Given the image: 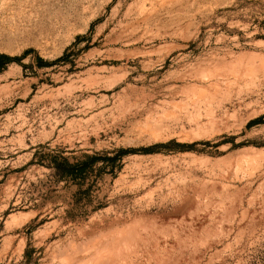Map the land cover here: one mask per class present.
<instances>
[{
  "label": "rangeland",
  "instance_id": "obj_1",
  "mask_svg": "<svg viewBox=\"0 0 264 264\" xmlns=\"http://www.w3.org/2000/svg\"><path fill=\"white\" fill-rule=\"evenodd\" d=\"M0 264H264V0H0Z\"/></svg>",
  "mask_w": 264,
  "mask_h": 264
},
{
  "label": "trees",
  "instance_id": "obj_2",
  "mask_svg": "<svg viewBox=\"0 0 264 264\" xmlns=\"http://www.w3.org/2000/svg\"><path fill=\"white\" fill-rule=\"evenodd\" d=\"M81 168H83V167H81V166L75 167L72 172H67V171L62 170V168H59V169H57V172H59L60 175H62V174H65L66 175V174L69 173V175H72L73 174V176H75V175H77V173L79 172V170Z\"/></svg>",
  "mask_w": 264,
  "mask_h": 264
}]
</instances>
